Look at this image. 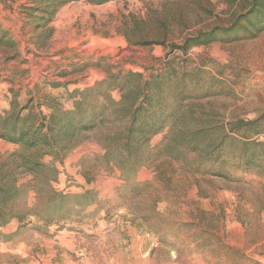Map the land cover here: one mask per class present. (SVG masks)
I'll list each match as a JSON object with an SVG mask.
<instances>
[{"label":"rangeland","instance_id":"obj_1","mask_svg":"<svg viewBox=\"0 0 264 264\" xmlns=\"http://www.w3.org/2000/svg\"><path fill=\"white\" fill-rule=\"evenodd\" d=\"M247 1L76 0L37 26L34 0H0L15 41L0 46V112L71 109L76 90L140 72L161 80L162 123L128 147L120 103L37 174L0 139V183L14 191L0 264H264V144L256 162L243 145L264 143V31L177 48Z\"/></svg>","mask_w":264,"mask_h":264},{"label":"trees","instance_id":"obj_2","mask_svg":"<svg viewBox=\"0 0 264 264\" xmlns=\"http://www.w3.org/2000/svg\"><path fill=\"white\" fill-rule=\"evenodd\" d=\"M76 0H34L35 5L29 8V13L37 26L48 23L55 13L64 5ZM93 4H104L113 0H86ZM264 31V0H248L244 10L237 14L227 26H214L188 37L181 45L182 52L187 53L192 46L208 45L214 42H233L243 38L257 36ZM8 33L0 28V46H13ZM170 69L173 62L168 63ZM122 91L121 102L111 97V91ZM161 89V80L158 76L150 80L144 78L140 72L113 73L102 83L84 90H76L72 94L74 99L71 109H58L47 102L52 112L48 115L42 111H35L30 105L18 107L12 102V107L0 112V139L19 145L12 156L18 161V166L26 173L37 174L47 167L44 163L46 156L53 160L63 158L65 151L79 135L92 130L106 118L109 110L116 108L125 110L128 116L126 130V145L129 147L134 137L142 142L148 136L160 130L162 123L159 118L160 102L157 96ZM41 107V106H40ZM240 122V121H239ZM237 122L238 125H241ZM248 124V123H247ZM232 127V131H236ZM226 139L217 142L213 149L224 144ZM264 143L258 141H245V148H252L247 155V162H256L261 154L256 150ZM14 191L0 183V224L12 218L8 213Z\"/></svg>","mask_w":264,"mask_h":264}]
</instances>
